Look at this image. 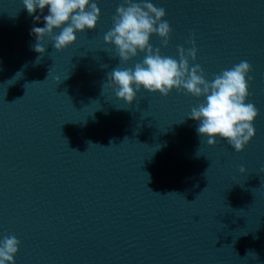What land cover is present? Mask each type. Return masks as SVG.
<instances>
[{"label":"water","instance_id":"95a60500","mask_svg":"<svg viewBox=\"0 0 264 264\" xmlns=\"http://www.w3.org/2000/svg\"><path fill=\"white\" fill-rule=\"evenodd\" d=\"M122 2L99 0L94 29L58 52L46 36L41 55L30 33L48 7L0 0V240H19L14 264H264V0H147L171 27L166 47L149 39L162 56L191 38L208 81L251 65L240 152L187 118L204 97L141 88L129 105L107 87L145 56L104 42Z\"/></svg>","mask_w":264,"mask_h":264},{"label":"clouds","instance_id":"9594fccd","mask_svg":"<svg viewBox=\"0 0 264 264\" xmlns=\"http://www.w3.org/2000/svg\"><path fill=\"white\" fill-rule=\"evenodd\" d=\"M99 0H22L23 7L29 15L37 9L43 13L48 7V14L43 16L44 27L33 26L31 33L36 37L34 50L43 54L45 48L40 41L49 37L55 50L61 51L73 44L76 32L95 28L100 9ZM164 8H158L147 0L137 3L134 0H123L112 17L113 26L104 35V42L115 47L121 62H127L139 52H144L142 63L132 68H114L107 77V87L115 92L119 100L132 104L136 94L143 88L148 93H159L168 96L171 90H183L194 97H204V102L193 107L188 119L198 121L197 133L208 137L207 144L214 146L215 138L226 140L237 152L251 140L255 134L253 121L258 110L252 103H245L249 95L248 87L252 77L251 65L242 60L215 75L211 81L205 78L204 70L199 64L190 66L195 61L197 48L194 39L190 38L192 47H177L178 60L162 56L160 49L149 43L150 36L161 38L167 46L171 27L163 19ZM40 16L34 17L35 21ZM54 29L59 34L54 35ZM40 58V57H38ZM59 82V81H58ZM135 86V87H133ZM264 171V170H262ZM240 172H245L244 167ZM19 240L14 235L0 240V264H14L18 252Z\"/></svg>","mask_w":264,"mask_h":264}]
</instances>
